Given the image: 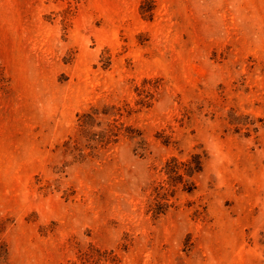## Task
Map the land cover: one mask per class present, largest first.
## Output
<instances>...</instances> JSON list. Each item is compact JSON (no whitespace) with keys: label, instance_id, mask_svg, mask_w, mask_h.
<instances>
[{"label":"rangeland","instance_id":"1","mask_svg":"<svg viewBox=\"0 0 264 264\" xmlns=\"http://www.w3.org/2000/svg\"><path fill=\"white\" fill-rule=\"evenodd\" d=\"M0 264H264V0H0Z\"/></svg>","mask_w":264,"mask_h":264},{"label":"trees","instance_id":"2","mask_svg":"<svg viewBox=\"0 0 264 264\" xmlns=\"http://www.w3.org/2000/svg\"><path fill=\"white\" fill-rule=\"evenodd\" d=\"M202 158L200 154H193L187 161L180 162L177 158H173L167 163L164 170L168 178L163 184L155 188V202H153L150 209L154 216L158 217L167 212L168 208L171 206L168 203L169 194L172 193L173 196L175 192L174 189L180 184L183 185L184 191L188 193L194 192L196 185L194 182L187 180L186 177H193L203 171ZM166 185H168V187H166Z\"/></svg>","mask_w":264,"mask_h":264}]
</instances>
